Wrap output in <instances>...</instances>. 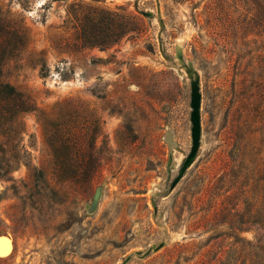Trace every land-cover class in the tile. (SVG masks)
Returning <instances> with one entry per match:
<instances>
[{
    "label": "rangeland",
    "instance_id": "374dc122",
    "mask_svg": "<svg viewBox=\"0 0 264 264\" xmlns=\"http://www.w3.org/2000/svg\"><path fill=\"white\" fill-rule=\"evenodd\" d=\"M3 19L26 45L2 77L35 111L0 178V264H240L253 232L233 225L263 201L264 0H0ZM56 129L90 184L59 177Z\"/></svg>",
    "mask_w": 264,
    "mask_h": 264
},
{
    "label": "trees",
    "instance_id": "16d2710c",
    "mask_svg": "<svg viewBox=\"0 0 264 264\" xmlns=\"http://www.w3.org/2000/svg\"><path fill=\"white\" fill-rule=\"evenodd\" d=\"M25 45L26 34L23 26L0 20V178L9 174L26 157L19 139L22 132L21 118L35 111V106L16 93L2 77L3 66L8 61L15 60ZM50 143L61 180L75 181L79 184L92 182L93 173L78 175V169L72 170L73 163L80 166L83 161V157L71 155L73 151L77 153L82 151L80 136L56 129L51 133ZM254 150L255 148L251 149V152ZM255 177L257 175L254 174L250 178L252 194L259 192L263 201L260 207H255V200L251 198L249 209L245 213L246 218L233 225L240 233L253 232V241L235 237L239 242L245 243L244 249L232 250L240 264H264V163L260 178ZM239 225L244 226L243 229H240Z\"/></svg>",
    "mask_w": 264,
    "mask_h": 264
},
{
    "label": "bare ground",
    "instance_id": "6f19581e",
    "mask_svg": "<svg viewBox=\"0 0 264 264\" xmlns=\"http://www.w3.org/2000/svg\"><path fill=\"white\" fill-rule=\"evenodd\" d=\"M9 252V245L7 246L0 240V255H6Z\"/></svg>",
    "mask_w": 264,
    "mask_h": 264
},
{
    "label": "water",
    "instance_id": "95a60500",
    "mask_svg": "<svg viewBox=\"0 0 264 264\" xmlns=\"http://www.w3.org/2000/svg\"><path fill=\"white\" fill-rule=\"evenodd\" d=\"M197 94L195 92H193V99H196Z\"/></svg>",
    "mask_w": 264,
    "mask_h": 264
}]
</instances>
